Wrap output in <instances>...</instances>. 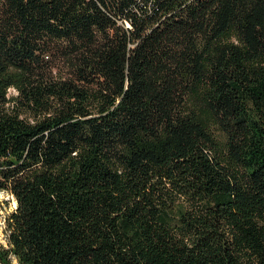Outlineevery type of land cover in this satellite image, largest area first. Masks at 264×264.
Masks as SVG:
<instances>
[{
  "label": "trees",
  "instance_id": "1",
  "mask_svg": "<svg viewBox=\"0 0 264 264\" xmlns=\"http://www.w3.org/2000/svg\"><path fill=\"white\" fill-rule=\"evenodd\" d=\"M0 191L2 264H264V0H0Z\"/></svg>",
  "mask_w": 264,
  "mask_h": 264
},
{
  "label": "built area",
  "instance_id": "2",
  "mask_svg": "<svg viewBox=\"0 0 264 264\" xmlns=\"http://www.w3.org/2000/svg\"><path fill=\"white\" fill-rule=\"evenodd\" d=\"M13 200H14V198H13V196L11 194H9L7 192H4V191H0V207L3 209V211L6 212V207H5L6 202H8V204L12 205L11 206L12 210L10 209L6 215H4L3 211L0 210V227L4 231L5 238H6V234H7L6 233L7 232V230H6V228H7V222H6L7 221V217L10 214V212L13 211L15 209V207H16L13 204ZM10 201L12 202V204L10 203ZM3 246H6V245H3ZM0 264H2V263L0 262Z\"/></svg>",
  "mask_w": 264,
  "mask_h": 264
},
{
  "label": "rangeland",
  "instance_id": "3",
  "mask_svg": "<svg viewBox=\"0 0 264 264\" xmlns=\"http://www.w3.org/2000/svg\"><path fill=\"white\" fill-rule=\"evenodd\" d=\"M16 93H15V91H14V89H9L8 90V95L10 96V95H15ZM10 203L12 204V202L10 201ZM14 204V203H13ZM5 205V204H4ZM12 205H10V204H8V202H6V205H5V207H6V212H4L3 211V209L0 207V210H2L3 211V214L4 215H6L7 213H8V211L11 209L12 210V207H11ZM16 206V205H15ZM3 215V216H4ZM0 245H6V238H5V234H4V231H3V229L0 227Z\"/></svg>",
  "mask_w": 264,
  "mask_h": 264
},
{
  "label": "bare ground",
  "instance_id": "4",
  "mask_svg": "<svg viewBox=\"0 0 264 264\" xmlns=\"http://www.w3.org/2000/svg\"><path fill=\"white\" fill-rule=\"evenodd\" d=\"M14 205L16 204L15 200H13Z\"/></svg>",
  "mask_w": 264,
  "mask_h": 264
}]
</instances>
